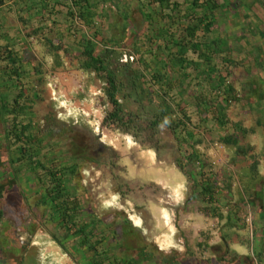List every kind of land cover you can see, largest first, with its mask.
<instances>
[{
	"label": "crops",
	"instance_id": "0c3cea01",
	"mask_svg": "<svg viewBox=\"0 0 264 264\" xmlns=\"http://www.w3.org/2000/svg\"><path fill=\"white\" fill-rule=\"evenodd\" d=\"M96 1L92 0L93 7L94 10L99 9L101 18L92 27L85 25L81 19L69 17L68 1H62L63 4L54 6L53 13L45 14L46 17L50 16L48 18L56 19V23L50 25L47 20L43 30L33 36H29V33L32 27L39 25L40 10H20V6L28 3L27 0H5L0 5V45L12 48L20 58L24 71L22 81L29 86L28 95L33 99L31 110L25 116L34 127L31 132L35 138L33 147L38 149L39 158L46 165L77 166V173L70 178L71 191L79 198L84 216L102 218L106 225L113 220L115 213L120 212L142 238L159 251L167 255H187L190 243L199 247L203 241L207 242L205 235L209 228L204 224L207 215L204 212L205 204L178 165L180 152L189 153L193 149L209 165L208 159H214L218 166L221 165L218 161L222 154L214 157L217 152L214 149L209 151V148L222 144L218 141L222 129L217 128L208 112L199 114L196 110L194 96L197 93H192V90L197 89L195 78L187 82L188 93L183 97V105L194 124L187 129L192 132L191 141L178 142L163 125L157 128L155 139L148 140L144 134L136 136L105 124V116L112 108L105 94L107 82L95 71L79 67V53L83 49L81 38L91 36L92 29L97 25L101 32L95 37L98 45L100 42H117L119 39L118 44H126L133 50V44L138 42L135 36H144L150 27L143 20L138 0H99L97 5ZM22 13L23 17L31 19L29 25L20 23ZM217 16V27L211 37L221 39L232 61L228 68L229 75H226L225 66L219 62L220 55L216 54V67L221 78L225 76L222 84H231L243 103L240 108L245 106L247 113L255 116L254 123L250 120L245 122L243 117L229 120L248 129L249 134L263 133L264 139V0H237L236 6L218 10ZM130 20L133 24L129 25ZM59 39L64 44L62 48L56 49ZM134 51L138 54V45ZM117 52L116 58L111 60V68L126 83L124 67L132 56ZM218 71L212 75L213 78H218ZM79 78H82L84 86L82 91L76 89V81L81 80ZM204 79L201 77L197 81L201 96L212 84ZM38 82L46 83L43 94L51 104L41 114L35 110V96L38 97L41 92L40 87L36 86ZM54 84L55 91L50 88ZM1 89L0 86V92ZM6 95L12 100L15 91ZM117 98L125 111L142 113L152 110L146 100L139 98L127 86L117 94ZM218 98L222 101L223 94L219 93ZM34 116H37L36 122ZM236 116H241V113ZM247 140L245 138L246 146L256 148L258 152L264 147V141L258 147V144ZM1 144L4 147H0V169L8 166L11 158L18 162L17 168H21V172L15 169L12 176H0V264H84L82 259L85 257L80 251L69 254L64 250L63 245H72L74 241L65 237L60 225L48 218L49 206L43 201L45 183L35 174H24L22 163L17 157L19 145L10 136L6 137L5 127L0 122ZM229 149L235 152L233 148ZM251 152L232 156L233 168L237 171H227L225 180H228V189L217 194L215 206L223 211V197L230 200L234 195L232 186L238 183L236 190H239L240 196L238 194L237 199H240L225 213V222L215 226L217 235L208 237L213 240L215 255L222 249L220 245L226 237L229 245L234 244L235 250L248 242L247 239L244 242L236 241L233 236L237 235L235 228H242L241 212L243 208L248 212V206H251L249 200L257 208L254 213L258 218L254 221L255 228L260 227L261 204L254 199L255 202L251 201L252 198L244 191L243 182L249 181L252 160L256 158L261 165L264 155L261 159L255 155L253 158ZM222 168H219L218 173L215 172L217 178L225 175ZM258 172L264 177L259 167ZM93 180L100 181L96 190L90 189L89 183ZM107 192H110L109 196L116 197L117 204H108V208L102 212L89 207L91 199ZM239 201L243 202V207ZM212 220L219 221L218 217L211 218L212 224ZM258 231L263 232V228L255 230V235ZM260 239V236H256L255 243L259 244ZM73 250L76 248L73 247ZM235 250L232 251L241 256L249 255ZM263 251L262 247L257 251L254 249L259 256L254 261L261 262Z\"/></svg>",
	"mask_w": 264,
	"mask_h": 264
},
{
	"label": "trees",
	"instance_id": "16d2710c",
	"mask_svg": "<svg viewBox=\"0 0 264 264\" xmlns=\"http://www.w3.org/2000/svg\"><path fill=\"white\" fill-rule=\"evenodd\" d=\"M4 1L0 0V5ZM62 1H68L69 17L81 19L89 27L101 18L99 9L94 10L92 0H27L28 3L20 6V10L41 12L39 25L32 27L29 36L43 30L47 20L50 25L56 23V19L46 15L53 13L54 6L63 4ZM98 2L99 0L96 5ZM138 4L150 31L145 32L144 39L135 36L138 42L133 45L135 48L138 45L140 52L137 54L134 47L133 52L129 51L132 59L124 67L126 83L111 68V60L118 53L119 39L117 42H103L97 51L95 37L101 35V32L96 25L91 36H82L80 41L83 49L79 53V67L95 71L107 82L105 94L112 108L105 116V124L123 132H132L136 136L144 134L148 140H154L157 128L163 125L178 142L191 141L193 135L187 129L194 124L183 105V97L188 93V81L194 78L198 81L205 77L204 80L212 83L208 91L201 96L197 90V81L194 83L197 91L192 90V93H197L194 96L196 110L199 114L208 112L217 128L223 129V132L226 130L218 137L219 142L233 148L237 154L246 155L249 146H246L245 138L249 130L231 122L227 116L230 103L239 99L231 84H222L225 76L221 78L216 67V54L220 55L219 62L225 66L226 75H229L228 68L232 61L221 39L211 37L212 31L217 27L218 10L236 6L237 0H138ZM23 15L22 13L19 18L20 23L29 25L31 19ZM63 44L62 39H59L56 49L62 48ZM65 53L69 54L67 51ZM20 62L12 48L0 45V122L5 127L6 137L10 136L19 145L17 157L24 172H32L45 183L43 201L49 206L48 218L57 222L64 230L65 237L74 241L72 245H63L64 250L69 254L80 251L85 257L82 259L84 264H182L185 255H167L159 251L156 246L142 238L122 213H115L113 220L106 225L102 218L93 215L86 217L82 214L83 207L77 195L71 191L70 182V178L77 173V166L46 165L39 158L38 149L33 147L35 138L31 132L34 127L25 118L31 110L33 99L28 95L29 86L22 81L24 71ZM217 71L218 78L215 79L212 75H216ZM126 86L139 98L146 100L152 110L142 113L125 111L117 94ZM12 91H15V95L9 100L6 93ZM219 93L223 94L222 101L218 98ZM180 154L178 165L205 204L204 212L220 220L223 214L215 206L218 201L217 192L221 189L216 174L209 170L210 165L193 149L189 153L186 151ZM258 166L259 161L253 159L249 181L243 182V188L249 197L253 196L261 204V218H264V177L259 174ZM16 171L21 172V168ZM226 238L220 245L222 249L217 253L221 264H233L239 260L243 264L253 263L252 256L234 253ZM202 246L207 248L208 244L199 245Z\"/></svg>",
	"mask_w": 264,
	"mask_h": 264
},
{
	"label": "rangeland",
	"instance_id": "374dc122",
	"mask_svg": "<svg viewBox=\"0 0 264 264\" xmlns=\"http://www.w3.org/2000/svg\"><path fill=\"white\" fill-rule=\"evenodd\" d=\"M130 24H133V22L131 20L129 21V25ZM139 38L140 39H144L143 36H140ZM34 44H36V42H34ZM100 44L102 45V42ZM97 48H100V45H98ZM117 49H118L117 51H120V52L126 53V54H130L129 51L132 50V48L130 46L126 45V44H119ZM36 86L40 87L39 90L41 92H40V95L38 97L35 96V101H36L35 102V110H36L37 114H41V111L45 110L51 104H50V102L47 99L45 100V94H43L45 88L47 87L46 83H44V82L39 83L38 82L36 84ZM41 86H43V87H41ZM50 88L53 91L56 90L53 87V85L52 86L50 85ZM241 104H243L242 101H237V102L230 103V105L227 108V113H228L229 118L233 119V118L243 117V119H245V122L250 120L252 123H254V119H255L254 117L255 116L253 114L247 113V108L245 106L243 108H240ZM237 113H241V116H236ZM33 119L35 120L34 122H36L37 116H34ZM38 119H39V117H38ZM261 119H263V118H261ZM211 124H212V122L210 121L209 125H211ZM221 131H222V133H221L220 136H222L226 132V130L223 132V129ZM246 138H248V140H250V142H252L254 144H258V145H256L258 147H261L262 144H263V141H264L263 133H261V134H258V133H256V134L255 133L248 134L246 136ZM0 147H4V146L1 144ZM219 148H220V150H219ZM212 149H214L217 152V154H215L214 157L220 155L219 153H221L222 154V156H221L222 158H220L219 161H218L221 164L219 166L217 165V163H215L214 159H208V162L211 164L209 170H212V172H214V173L215 172L218 173L219 172V168L224 167V171H225V173H224L225 175H221L222 177L224 176L223 178L221 176L218 177L219 178V186L221 188V190L218 193V195H219V194H222L223 191H226L228 189L227 188L228 187L227 186V181L228 180H225L226 179L225 177L227 175V171L230 170L231 173L233 172L232 170H234V172L237 171L236 168H233V167H235V165L232 162V156L234 157L236 154H235V152L232 149H229L224 144H220V143H218V144L214 145L213 147L209 148V151L212 150ZM263 151H264V147L259 149V152H258V149H256V148L255 149L249 148V152H251V156L255 155V157L258 156L260 159H261V157H263L262 155H264ZM232 152H233V154H232ZM261 160H262V162L260 163L261 165H259L258 167L260 168V170L262 169L263 173H264V160L263 159H261ZM17 163L18 162L15 159H11L10 158L9 165L6 166L3 169H0V176H4V178H6L9 175L12 176V174L15 172V169H17V167H18ZM16 174H19V173H16ZM24 174L33 175L32 172H26V171L24 172ZM28 179H30V178H28ZM102 179H103V177H102ZM98 182H100V181L99 180L98 181L97 180L96 181L93 180L91 183H89V184H91L90 189L94 188L96 190L97 186L99 185ZM234 184L235 185L232 186L233 192H234V195L232 196V198L230 200H227L225 198V196L223 197V200H224L223 201L224 202L223 203V208H222L223 211H221L223 213V217H225V213L228 212V209L230 208V206L232 204H235V202H237L240 199V197H238V199H237L238 194L240 196L239 190H236L237 189L236 186H238V183L235 182ZM112 187H114V186H112ZM111 188H110V191H111ZM109 195H110V192H107V193H103L99 197H95V198L91 199L90 200L91 203H89V207H91L92 209H95L96 212H102L103 209L108 208L107 207L108 204H112V205L117 204L118 202H117V200H115L116 197H111ZM251 197H252L251 201H254L253 200L254 197L253 196H251ZM240 203L242 204V207H243V202H240ZM249 203H251V206L250 205L248 206V208H249L248 212H245L243 210L244 208L242 209V212H241V216L243 217V222H241L242 223V228H235V232H236L237 235L233 236V239L236 240V241L239 240V241L244 242L247 239L248 242L246 244L241 245V248L240 249H236V250L234 249L235 248L234 244L231 243L230 244V248L232 250H235V252L236 251L240 252L241 254H243V253L244 254H249L250 256L253 257V259L254 258L259 259V256L257 255L256 252H254V249H255V251H257L258 249H260L262 247V250H264V235H263L264 234V218L262 217V219H263V220L261 219L262 225L260 223V227H259V228H263V232L258 231V234L255 235V233H254L255 230H259V228H257V227L255 228V223H254V221L258 220V218H256L257 215L254 214L255 210L257 208H255V206L252 204V202H250V200H249ZM245 208H247V206ZM258 213H259V211H258ZM248 214L251 217V222L250 223L249 222L247 223V221L245 220V217L248 216ZM205 217H206V219H204L205 220L204 224H205V226H207V228H209V230L207 231L208 234L205 235L208 240H207V242L206 241H203V242L204 243L206 242L205 244H208V247L207 248H205L203 246L202 247H197V246L195 247V245H193V243H190V246H189L190 252L187 255L184 254L186 259L181 262L182 264H209V263L210 264H221L218 256L215 255V253H214V250L216 248L213 247V245H214V243H212L213 240L209 239L208 237L217 235V230H216L215 226H218V225L224 223L225 222V218L222 217V219H220L218 222L212 220L213 221V224H212V222H211V218L212 217H210L208 215H205ZM236 236H237V238H236ZM256 236L257 237H259V236L261 237V239H260L261 241L259 240V242H260L259 244L255 243V237ZM243 238H245V239H243ZM250 238H251L252 241H250ZM210 246H211V248L209 249ZM213 255H214V257H213ZM210 259H213V260L211 261ZM260 259H261V262L258 261V263H257L256 260H255V261H253L252 264H264V251L261 254V258ZM233 264H243V262H236V263H233Z\"/></svg>",
	"mask_w": 264,
	"mask_h": 264
},
{
	"label": "built area",
	"instance_id": "2783aa9c",
	"mask_svg": "<svg viewBox=\"0 0 264 264\" xmlns=\"http://www.w3.org/2000/svg\"><path fill=\"white\" fill-rule=\"evenodd\" d=\"M132 58V57H131ZM53 75V74H52ZM79 79H81V80H77L76 81V89L78 90V91H82V89H83V83H82V78H79ZM53 87H56V85L54 84L53 85ZM245 220L247 221V223L249 222H251V217H250V215L248 214V216L245 218Z\"/></svg>",
	"mask_w": 264,
	"mask_h": 264
}]
</instances>
